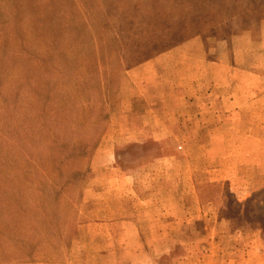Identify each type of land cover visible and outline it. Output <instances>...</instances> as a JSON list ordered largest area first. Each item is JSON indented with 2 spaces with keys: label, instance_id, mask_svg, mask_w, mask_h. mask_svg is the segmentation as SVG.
<instances>
[{
  "label": "rangeland",
  "instance_id": "obj_1",
  "mask_svg": "<svg viewBox=\"0 0 264 264\" xmlns=\"http://www.w3.org/2000/svg\"><path fill=\"white\" fill-rule=\"evenodd\" d=\"M263 24L264 0H0V264H102L84 226L110 219L117 195L157 218L192 174L244 230L230 256L258 264L235 248L260 227L224 203L264 190V113L222 114L202 95L220 75L211 62L235 93L259 75L243 65L260 59ZM225 166L234 180L211 182Z\"/></svg>",
  "mask_w": 264,
  "mask_h": 264
},
{
  "label": "crops",
  "instance_id": "obj_2",
  "mask_svg": "<svg viewBox=\"0 0 264 264\" xmlns=\"http://www.w3.org/2000/svg\"><path fill=\"white\" fill-rule=\"evenodd\" d=\"M259 46L260 59L258 63L248 60V64L243 65L247 69H257L259 75L243 73L241 94L225 89L235 83L229 80V68L226 63L221 62V65L211 62L209 64V68L220 71V75L211 77L209 83L212 90L202 96L210 101L218 100L222 105V114L226 112L235 115L236 111H241L243 115H251L252 109H259L260 114L264 113V24L260 30ZM198 96L200 97V95ZM199 97L194 95L191 99L198 100ZM240 100L241 105L239 104ZM209 105L210 103L203 107L202 110L206 111L202 114L211 113L210 110L213 107ZM191 106L197 107L195 103H192ZM140 172H142L141 169L135 173ZM230 172L231 166H225L220 170V178L219 172L218 174L216 171L210 172L217 175V178L211 182H232L234 177L229 176ZM134 176V172H120L119 175H116V180L113 178L112 181L118 182L121 190L124 189L122 192H125L126 189L128 190L130 182H132L130 184L132 189L134 188ZM188 179L190 182L184 187L168 188V196L175 197L178 202L170 205L171 207H163V210L158 214L159 217L155 216L154 219L150 217L145 219L143 214L146 213V210L135 203L133 205L131 201L127 202L126 195L114 196L118 203L114 205V210L109 211L110 219L98 220L99 222L96 224L84 226V230L88 229L89 232L92 229L99 230L98 237H96L100 246L97 251L99 254L97 259L101 260L102 264H161L160 261L166 258H172L173 264H242V258L236 257L237 253L235 257L230 256L232 252H229V248L234 244L232 242L226 244V241L228 239L235 240L238 244L240 241L234 238L243 236L244 230H235L234 221L220 217V211L218 212L212 203L204 204L202 202L199 192L202 183L198 181L196 174L190 175ZM187 185L188 187H186ZM104 191L109 194L111 189L105 188ZM134 195L139 197V194L135 193ZM207 208H215L214 214H208ZM188 216L190 217L188 218ZM224 227L228 229L225 232L223 231ZM253 233V243L244 239L242 243L244 246L246 243L247 247L244 249L240 243L238 245L240 249L236 247L235 250L239 252L245 250L244 252L249 255L251 252L252 255L258 253L257 263L264 264V242L261 230H254ZM235 234L236 236H234ZM91 242L95 243V239ZM154 245L157 246L154 247ZM222 246L223 248H221ZM233 259L234 262H232ZM105 260L110 262L104 263Z\"/></svg>",
  "mask_w": 264,
  "mask_h": 264
},
{
  "label": "trees",
  "instance_id": "obj_3",
  "mask_svg": "<svg viewBox=\"0 0 264 264\" xmlns=\"http://www.w3.org/2000/svg\"><path fill=\"white\" fill-rule=\"evenodd\" d=\"M213 186L214 185L211 184V185H207L204 187H203V185H201L199 187L200 196H201L202 202L204 204L205 203L206 204L207 203L215 204V202L218 201L216 198L215 199L209 198L210 197L209 190L214 189ZM216 194H217V190L214 193V196H216ZM231 194L232 193H230V195ZM217 195L221 196L220 190H219ZM261 197H262V200L259 201L258 199H260ZM231 198H232V195H231ZM229 199L224 203L226 212H228L229 215L232 217L234 215L232 205H235L236 207H238L239 215L242 218V221L246 222L248 225H258L260 227L261 235H262V241L264 242V190L262 192L256 194L253 198L249 199L245 203H239L236 200L232 201ZM229 220H232V219H229ZM166 259L172 260V258H166Z\"/></svg>",
  "mask_w": 264,
  "mask_h": 264
}]
</instances>
